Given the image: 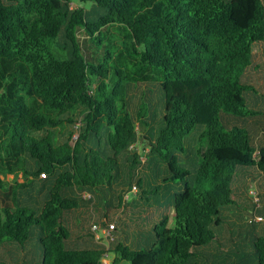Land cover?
Wrapping results in <instances>:
<instances>
[{
	"label": "trees",
	"instance_id": "16d2710c",
	"mask_svg": "<svg viewBox=\"0 0 264 264\" xmlns=\"http://www.w3.org/2000/svg\"><path fill=\"white\" fill-rule=\"evenodd\" d=\"M34 251L264 264L262 0H0V264Z\"/></svg>",
	"mask_w": 264,
	"mask_h": 264
},
{
	"label": "rangeland",
	"instance_id": "374dc122",
	"mask_svg": "<svg viewBox=\"0 0 264 264\" xmlns=\"http://www.w3.org/2000/svg\"><path fill=\"white\" fill-rule=\"evenodd\" d=\"M72 6L74 7V8H76V7H79V0H72ZM109 32L110 33H112V34H114L115 35V41L116 42H118L120 39H119V37H118V33H117V28H110L109 29ZM252 49H253V51H258L259 49H260V47H259V45L257 44V43H254L253 44V46H252ZM77 135H74V138L76 137ZM198 137H199V135H197ZM192 139V137H190V138H186V140H185V143L186 144H188V143H190V142H193V140H191ZM196 144H195V147H197L198 145H201V143H199V142H195ZM188 147V146H187ZM199 147V146H198ZM140 149H141V147H140ZM146 150H144V152H145ZM253 191H254V189H253ZM100 235V237H102L101 235H102V233H100L99 234ZM35 252V258H34V260L30 263V262H28V263H26V264H39V261H38V263H35V260H36V258H37V254H38V251H34ZM33 253V252H32ZM34 255V253L32 254V256ZM111 261H112V258H111V256L110 255H108L107 256V258H106V260H104V263L105 264H111ZM122 264H128V263H126V262H123Z\"/></svg>",
	"mask_w": 264,
	"mask_h": 264
},
{
	"label": "built area",
	"instance_id": "2783aa9c",
	"mask_svg": "<svg viewBox=\"0 0 264 264\" xmlns=\"http://www.w3.org/2000/svg\"><path fill=\"white\" fill-rule=\"evenodd\" d=\"M262 1L264 2V0H262ZM257 219L260 220V218H257ZM113 228H114V224H110L108 229H103L101 231L103 236H104V238H109L110 237V230L113 229ZM97 229H98V227L96 225H94L93 226V230H97ZM97 237H98V235H97ZM106 258H107V255L101 259V263L100 264H105L104 260H106Z\"/></svg>",
	"mask_w": 264,
	"mask_h": 264
},
{
	"label": "crops",
	"instance_id": "0c3cea01",
	"mask_svg": "<svg viewBox=\"0 0 264 264\" xmlns=\"http://www.w3.org/2000/svg\"><path fill=\"white\" fill-rule=\"evenodd\" d=\"M258 57L262 56V52L259 49L258 51H253Z\"/></svg>",
	"mask_w": 264,
	"mask_h": 264
}]
</instances>
